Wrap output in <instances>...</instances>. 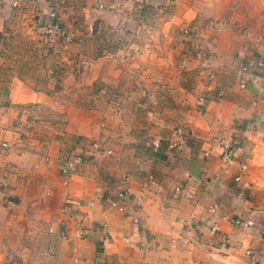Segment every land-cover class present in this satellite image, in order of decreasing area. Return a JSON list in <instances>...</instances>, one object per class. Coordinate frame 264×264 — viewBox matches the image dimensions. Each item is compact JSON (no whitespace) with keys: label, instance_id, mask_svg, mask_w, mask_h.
<instances>
[{"label":"crops","instance_id":"1","mask_svg":"<svg viewBox=\"0 0 264 264\" xmlns=\"http://www.w3.org/2000/svg\"><path fill=\"white\" fill-rule=\"evenodd\" d=\"M50 3L0 6V143L9 144L0 147V264H245L247 247H264V66L251 68L245 87L237 69L264 57V0H59L72 42L41 35L36 9L44 15ZM188 26L214 55L180 68ZM79 55L92 61L77 72ZM204 60L212 81L198 72ZM85 140L112 152L64 186L62 161ZM217 141L234 145L230 161ZM124 174L134 194L153 174L139 227L104 203ZM180 183L192 198L173 192ZM65 191L83 239L60 237L63 219L74 225L60 211ZM93 194L102 198L88 207Z\"/></svg>","mask_w":264,"mask_h":264},{"label":"built area","instance_id":"2","mask_svg":"<svg viewBox=\"0 0 264 264\" xmlns=\"http://www.w3.org/2000/svg\"><path fill=\"white\" fill-rule=\"evenodd\" d=\"M51 3L44 15L36 9V19L35 23L39 28L41 35L49 42L52 39H58L64 42H72L74 41V36L71 32L63 29L60 23V19L58 16L56 3L59 0H49ZM173 0H168V2H172ZM6 0H0V6L5 4ZM55 4V5H54ZM99 7H103V3H98ZM161 11H166V5H161L158 7ZM183 34L187 37H190L192 41V47L189 51L182 53V57L178 62L179 67H186L189 62L190 57H196L199 59H206L208 57H212L214 55L211 48L208 46V41L203 40L204 36L196 33V31L191 27H184L182 30ZM103 54L107 55L108 59H110L113 55V50H111L107 46L102 47ZM140 53V48L138 45H134L130 47L128 52V58L130 61H133L136 55ZM92 59L86 55H79L75 61V71L79 72L83 67H87L91 63ZM253 66L263 67L264 66V57L261 55L255 56L253 61H247L242 63L237 69L238 73L242 77V81H240L241 87H245V76L251 70ZM198 72L206 79L212 81L215 77V72L205 60L201 61L198 66ZM208 98L204 94H200L197 96V101L203 105L207 102ZM116 101V100H115ZM33 112V108L30 110ZM120 113V105L119 102L116 101L113 106V115L118 116ZM104 122H102V126ZM216 144L221 149V158L228 162L232 159L234 155V145L226 141H217ZM151 145L154 149L160 148V141L153 140L151 141ZM179 143L177 141H170L167 144V148L171 149L174 147H179ZM0 147L7 148L9 144L6 141H2L0 143ZM111 149L105 147L101 141L99 140H91V141H83L82 148L80 151H76L71 153L68 157H66L61 164V173L62 179L61 182L64 186L68 185L69 176L79 170V168L88 162L93 161L97 157H100L103 154H111ZM246 165L242 164L241 168H245ZM239 177H236L238 179ZM85 180V177L84 179ZM129 176L124 174L116 188V192L113 196L105 198L104 203L106 205L116 209L117 211L129 215L131 218V222L135 227H139L141 223L140 217V208L143 201V193L146 192L149 188V184L153 181V174L148 175V179L146 182L142 183L140 192L134 194L131 187L129 186ZM173 192L179 195H182L185 198H192L193 192L189 189L186 184H176L173 186ZM102 196L98 194H93L89 197L87 201L88 207H93L99 200H101ZM131 201L134 203L131 204ZM60 211L62 214L72 217L74 219V225L69 227L66 219H63L60 228V237L62 239L70 238H78L83 239L87 235V229L85 228L83 222V218L80 213L77 211V208L74 207V203L71 201L68 193L65 191L62 193V205L60 207ZM217 229V225L213 224L210 227L211 231ZM182 242L186 244H192L193 241L189 240L185 236H181ZM128 242L129 239L126 238ZM264 247H247L244 250L245 256V264H260L262 255H263ZM74 262L80 261L77 256L73 257Z\"/></svg>","mask_w":264,"mask_h":264},{"label":"rangeland","instance_id":"3","mask_svg":"<svg viewBox=\"0 0 264 264\" xmlns=\"http://www.w3.org/2000/svg\"><path fill=\"white\" fill-rule=\"evenodd\" d=\"M104 198V197H103Z\"/></svg>","mask_w":264,"mask_h":264}]
</instances>
